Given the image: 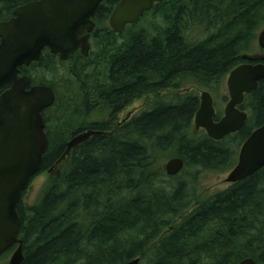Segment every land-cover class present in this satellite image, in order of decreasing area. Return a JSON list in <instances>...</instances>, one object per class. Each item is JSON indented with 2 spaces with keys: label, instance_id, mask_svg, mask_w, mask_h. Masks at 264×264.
<instances>
[{
  "label": "trees",
  "instance_id": "trees-1",
  "mask_svg": "<svg viewBox=\"0 0 264 264\" xmlns=\"http://www.w3.org/2000/svg\"><path fill=\"white\" fill-rule=\"evenodd\" d=\"M34 1L0 0V21ZM119 1L99 5L97 48L87 58L61 62L46 49L19 68L31 86L55 93L42 112L49 145L39 172L51 176L34 206L23 207L25 190L16 207L22 264H264V168L208 198L195 194L199 172L231 170L264 125V80L239 107L244 127L219 142L193 126L198 95L178 93L190 86L220 94L230 71L248 63L241 55L264 25V0H166L145 13L146 29L116 33L108 19ZM57 67L61 89L46 76ZM146 97L148 108L117 124ZM88 130L100 135L61 161L72 136ZM172 158L184 163L173 178L164 171Z\"/></svg>",
  "mask_w": 264,
  "mask_h": 264
},
{
  "label": "water",
  "instance_id": "water-1",
  "mask_svg": "<svg viewBox=\"0 0 264 264\" xmlns=\"http://www.w3.org/2000/svg\"><path fill=\"white\" fill-rule=\"evenodd\" d=\"M104 0H37L17 7L12 17L0 22V255L16 246L8 264H22V241L19 239L21 219L16 207L29 183L41 170L48 150V138L42 112L55 102V93L49 86H31L20 67L38 62L42 52L58 56L62 62L79 52L87 58L90 38L95 29L93 18ZM165 0H120L108 19L111 31L121 33L134 25L157 3ZM264 49V28L257 36ZM242 60L256 62L242 64L227 76L228 102L218 121L213 98L207 91L199 97V108L194 115L196 130L219 142L238 133L248 115L239 107L245 95L255 91L264 80V56L241 55ZM99 132L87 131L72 136L61 158ZM59 161L58 164L61 162ZM180 158H172L164 165L167 177L177 176L183 169ZM264 168V125L255 129L239 149L236 165L225 181L232 185L243 181ZM126 264H139V258ZM238 264H255L246 258Z\"/></svg>",
  "mask_w": 264,
  "mask_h": 264
},
{
  "label": "rangeland",
  "instance_id": "rangeland-1",
  "mask_svg": "<svg viewBox=\"0 0 264 264\" xmlns=\"http://www.w3.org/2000/svg\"><path fill=\"white\" fill-rule=\"evenodd\" d=\"M159 21V19L157 20ZM152 22L151 18H145L142 19L141 22L138 23L137 29H146L148 24ZM264 27V25L262 26ZM262 27L260 28V30L262 29ZM130 32V31H129ZM129 32H126L127 34ZM259 31L257 32L258 35ZM256 35V36H257ZM96 44L94 41H91V52H95L96 50ZM246 55L249 56H253V57H260V56H264V49H259L257 46V37L256 40L254 42V48L252 51L250 52H246L244 53ZM47 78L49 79V81L51 83H53L54 85H56L57 88L61 89V76H62V72L57 68H53L51 72H49L47 75ZM227 79V78H226ZM226 79L224 80L223 84H222V89L220 91L219 95H213L211 94L212 98H213V102H214V108L216 113L220 112L221 116L223 114V110L225 105L228 102V93H227V89H226ZM202 91H207L204 89H197V88H192L190 86L185 87L183 89H181L178 93H182V94H190V93H195L198 95V97H200V93ZM164 94V93H162ZM222 97L226 98V101H222ZM149 99L146 98H142L139 99L135 102H133L130 106H128L118 117V120H122L124 118H126L127 115H129V117L137 114L138 112L148 108L150 106L149 104ZM220 110V111H218ZM199 135H201L204 131L202 130H197L196 131ZM65 162V160L63 161ZM166 163V162H165ZM164 163V165H165ZM64 164L60 165V168L63 167ZM229 171H226L224 173H213V172H199L198 176H197V184L195 187V194L197 196V199H205L208 198L212 195H214L217 192L223 191L227 188H229L230 184L226 183L225 179L228 175ZM50 172L44 171L39 173L38 175H36L30 185L28 186V188L25 191V194L23 195L22 198V205L25 209H29L30 207L34 206L37 201L39 200L42 190L45 186V184L47 183V181L50 178ZM185 177V176H183ZM11 256V252L6 256V257H0V264H8L9 263V258Z\"/></svg>",
  "mask_w": 264,
  "mask_h": 264
},
{
  "label": "flooded vegetation",
  "instance_id": "flooded-vegetation-1",
  "mask_svg": "<svg viewBox=\"0 0 264 264\" xmlns=\"http://www.w3.org/2000/svg\"><path fill=\"white\" fill-rule=\"evenodd\" d=\"M165 1H166V0H165ZM165 1H164V2H165ZM162 3H163V2H162ZM117 4H118V3H117ZM117 4H116V5H117ZM158 4H159V3H158ZM116 5H115V6H116ZM11 17H12V13H11V15H10L8 18L3 19V20H1L0 22H5V21L9 20V18H11ZM127 27H128V26H127ZM77 53H79V52H77ZM7 88H8V87H4L3 89H1V90H0V93L3 92L4 90H6ZM133 116H134V115H133ZM130 118H132V116L129 117V115H127L126 118L120 120L118 124L124 123V122H126L127 120H129ZM46 135H47V134H46ZM14 249H15V247L11 248V251H10V252L12 253V251H13ZM9 250H10V249H9Z\"/></svg>",
  "mask_w": 264,
  "mask_h": 264
},
{
  "label": "bare ground",
  "instance_id": "bare-ground-1",
  "mask_svg": "<svg viewBox=\"0 0 264 264\" xmlns=\"http://www.w3.org/2000/svg\"><path fill=\"white\" fill-rule=\"evenodd\" d=\"M82 56V55H81ZM89 56V55H88ZM83 57V56H82ZM251 94V93H250ZM139 114V113H138ZM136 115V114H135ZM118 124V123H117ZM116 128V127H115ZM89 131V130H88ZM64 155V154H63ZM59 162V161H58ZM56 164H57V162H56ZM60 166V165H59ZM54 167V166H53ZM173 178V177H172Z\"/></svg>",
  "mask_w": 264,
  "mask_h": 264
}]
</instances>
